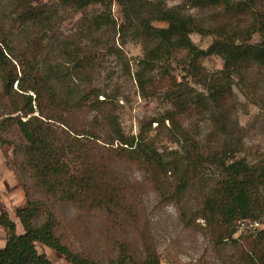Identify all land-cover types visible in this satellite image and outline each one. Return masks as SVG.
<instances>
[{"label":"trees","instance_id":"trees-1","mask_svg":"<svg viewBox=\"0 0 264 264\" xmlns=\"http://www.w3.org/2000/svg\"><path fill=\"white\" fill-rule=\"evenodd\" d=\"M6 1L12 8L0 16V146L11 147L25 205L15 211L20 234L7 213L0 214V264H52L36 244L69 264H160L144 199L152 193L158 203L178 206L193 188L200 192L197 218L214 249L228 244L236 251L234 264H264V230L255 238H233L239 221L264 214V162L237 158L225 141L207 152L197 146L200 134L187 130L177 140L182 152L170 158L146 131L125 134L110 95L92 88L96 68L82 47L89 43L71 46L79 38L97 44L105 30H132L144 50L134 75L143 97L153 95L156 63L183 52L185 77L205 94L181 90L174 81L167 95L172 110L146 124L168 122L176 135L188 129L182 118L222 114L234 75L264 70V0H183L182 6L210 13L208 26L181 6L167 7V0H61L74 11L91 5L104 10L80 19L76 36L59 44L63 59L53 65L45 64L48 43L37 35L53 31L54 17L35 0ZM113 2L124 18L117 30L109 15ZM18 32L28 37L21 48L13 42ZM193 32L215 39L199 49L189 38ZM254 34L258 43L250 42ZM210 56L222 61L215 75L201 66ZM136 170L145 174L142 182L132 178Z\"/></svg>","mask_w":264,"mask_h":264},{"label":"rangeland","instance_id":"rangeland-1","mask_svg":"<svg viewBox=\"0 0 264 264\" xmlns=\"http://www.w3.org/2000/svg\"><path fill=\"white\" fill-rule=\"evenodd\" d=\"M155 1V0H151ZM6 0H0V16H8L12 5ZM38 5H43L51 16L54 17V29L48 33H40L37 37L47 44L44 54L45 64L52 65L63 59V48L59 44L65 40H72L76 36V25L84 16L91 17L100 14L104 8L100 5L87 6L74 11L61 4V0H35ZM183 0H167L169 8L181 6L185 13L196 17L204 26L210 23V13L202 12L195 8L183 5ZM109 15L116 24V30L123 23V13L120 6L113 2ZM9 21H7V25ZM154 27H165L164 23L153 22ZM25 37V38H24ZM27 35L18 32L14 38V45L23 46ZM190 40L199 49L205 50L215 39L214 35H202L193 32ZM97 44H90L86 39H74L86 48L88 57L93 62L96 71L92 88L105 91L112 99L111 108L117 116L122 130L127 135L137 136L142 130L147 132L148 141H152L155 148L169 158L174 152L180 151L178 138L186 130L196 136L197 146L207 152L213 147L220 146L224 141L234 147L237 158H244L250 164L264 162V70L252 69L240 75H234L231 81V102L222 111L212 112L204 116H192L180 119L188 129L178 130L174 135L168 122L157 127L150 120L160 119L166 112L172 110L167 95L171 94L173 82L180 83V89L190 93L204 92L192 79L185 77V57L183 52H176L169 58L156 63L152 73L154 85L153 95L143 97L135 82V72L139 69L138 63L144 57V50L140 40L133 37L132 30L123 34L114 33L112 29L100 34ZM260 36L254 34L251 43H258ZM207 75H215L222 69V61L217 56H210L201 63ZM205 94V92H204ZM102 99V96L99 97ZM95 116L94 112L87 114L88 119ZM212 117V118H211ZM145 125H144V124ZM189 126H191L189 128ZM172 132V133H171ZM189 133V132H187ZM193 140V139H192ZM116 147V144H114ZM12 150L9 146H0V214L7 213L9 219L15 222L17 233H22L15 211L25 205V198L20 183L12 171ZM136 182H142L145 174L136 170L131 174ZM145 206L149 211L151 220L150 233L154 241L160 264H234L236 251L228 244L217 252L211 239L205 235L203 222L197 218L200 208V192L191 189L178 204L158 203L155 196L149 193L145 197ZM259 230H264V214L257 220ZM248 229L235 225L234 239L242 236L255 238ZM5 235L0 233V249ZM5 241V240H4ZM38 253H44L52 264H69L54 251L36 244ZM234 255V258H232Z\"/></svg>","mask_w":264,"mask_h":264},{"label":"built area","instance_id":"built-area-1","mask_svg":"<svg viewBox=\"0 0 264 264\" xmlns=\"http://www.w3.org/2000/svg\"><path fill=\"white\" fill-rule=\"evenodd\" d=\"M238 224L241 227H245L250 231L252 235H257V232L259 230V223L256 221H251V220H241L238 222Z\"/></svg>","mask_w":264,"mask_h":264},{"label":"crops","instance_id":"crops-1","mask_svg":"<svg viewBox=\"0 0 264 264\" xmlns=\"http://www.w3.org/2000/svg\"><path fill=\"white\" fill-rule=\"evenodd\" d=\"M14 223H15V222H14ZM16 225H17V224H16ZM0 233H2V235H5V233H4V231H3L2 228H0ZM4 238H5V236H4ZM4 240H5V239H3L2 242H5Z\"/></svg>","mask_w":264,"mask_h":264}]
</instances>
